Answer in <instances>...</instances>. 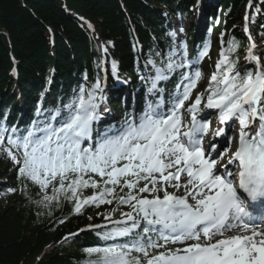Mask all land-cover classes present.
Returning a JSON list of instances; mask_svg holds the SVG:
<instances>
[{"label": "trees", "instance_id": "obj_1", "mask_svg": "<svg viewBox=\"0 0 264 264\" xmlns=\"http://www.w3.org/2000/svg\"><path fill=\"white\" fill-rule=\"evenodd\" d=\"M247 1L0 0V130L5 134L0 145V196L14 189L0 200V264H88L96 256H89L86 249L145 235L143 220L139 232L125 239H102V234L113 227L83 231L111 212L120 217L132 211L119 203L122 191L107 197L113 201L105 203L107 207L84 205L79 213L74 202L62 194L57 201L45 202L44 190L21 177V165H14L8 157L6 150L11 146L7 139L22 138L34 125L44 127L55 113L66 117L65 105L78 101L81 94L85 99L89 93L96 94L103 59L116 61L119 77L135 93L157 69L163 70L167 80L163 91L168 90L166 86L173 87L176 74L172 72L178 68L168 70L167 64L180 63L170 32L175 22L190 23L189 43L196 38L194 56L212 74L217 73L218 79L225 74L244 76L252 70L243 62L247 42L242 17ZM199 20L205 27L196 36ZM249 25L264 64V0H252ZM222 52L231 61V73L227 64L216 67ZM113 88L109 74L107 100L112 115H122ZM12 151L17 152L15 148ZM90 189H83L82 195L100 191L92 189L90 195ZM47 194L52 195L51 186Z\"/></svg>", "mask_w": 264, "mask_h": 264}, {"label": "snow or ice", "instance_id": "obj_2", "mask_svg": "<svg viewBox=\"0 0 264 264\" xmlns=\"http://www.w3.org/2000/svg\"><path fill=\"white\" fill-rule=\"evenodd\" d=\"M221 57L217 69L227 64L231 73L228 56L222 52ZM247 59L257 60L251 48ZM184 66L169 62L167 69ZM162 71L157 69V78ZM200 78V71L188 78L183 96L177 98L170 115H161L149 105L138 121L127 122L112 134L105 133L89 147L82 144L90 139L91 124L97 118L94 92L87 99L81 94L78 101L65 105L68 114L59 126L34 125L22 138L8 137V157L21 165V177L44 190L45 202L57 201L62 194L74 202V210L79 213L84 205L111 204L112 199L107 197L115 196L117 186L121 191L129 190L119 197V203L129 205L132 211L122 213L123 220L112 221L114 227L104 232L102 239L130 236L139 228L140 220L145 223V235L157 233L156 240L138 234L130 242L88 248L89 256H96L88 264H264V231H258L255 225L257 217L264 219V70L244 76L225 74L221 79L214 73L209 83L206 107L220 110L221 123L233 117L239 119V147L229 161H239L238 186L213 172L216 161L205 156L202 141L196 138L206 131L195 115L201 96L188 109L191 126L181 132L179 109ZM250 118L260 121L259 130L251 135L244 131ZM222 134L223 130L217 132ZM3 142L0 131V145ZM182 173L188 177L184 184L179 183ZM173 180L177 183H171ZM50 186L52 195L47 194ZM168 187L177 191L184 188L185 194L170 193ZM87 188L100 191L84 197L82 190ZM144 193L151 198L141 195ZM189 197L194 203H189ZM245 199L252 202V211L245 206ZM234 229L242 234L225 235ZM169 244L184 246L171 249ZM160 248L165 250L149 251Z\"/></svg>", "mask_w": 264, "mask_h": 264}, {"label": "rangeland", "instance_id": "obj_3", "mask_svg": "<svg viewBox=\"0 0 264 264\" xmlns=\"http://www.w3.org/2000/svg\"><path fill=\"white\" fill-rule=\"evenodd\" d=\"M180 27L179 28H184V30L185 31H180V32H178V31H176V32H173V34H174V36H175V39H176V41L178 42V43H180V44H184V41L186 40V36H187V27H188V24H180L179 25ZM181 30H183V29H181ZM217 51V50H216ZM177 53V52H176ZM217 53H219L218 51H217ZM183 56H185L186 55V57L189 59V60H191L192 58H191V56H189V55H187V54H185V52H183V54H182ZM193 69L195 70V66L193 67ZM206 78H205V86L207 87V85L209 84V82H210V80H211V75L210 74H208V72H206ZM205 87V89H207ZM178 90V89H177ZM179 91V90H178ZM203 89H201V91H199V92H195L194 94H191V96H189L190 97V100H192V102L193 103H191L189 106H186V104H184L183 105V108L179 111V115H182L183 116V118H184V121H185V130L187 131V129H188V127H190L191 126V122H192V116H191V113H189L188 112V109L192 106V104H194L195 103V100H196V97L197 96H203ZM161 96V95H160ZM157 97H159L157 94L156 95H152L151 93H148V95H146L145 96V101H144V103H145V108L147 109L148 108V106L149 105H151L152 107H153V105H154V103H153V99L154 98H157ZM172 105V104H171ZM173 105H175V104H173ZM161 106L162 105H160L159 106V108H161ZM145 109V110H146ZM207 110H208V108L206 107V106H204V105H202L201 106V109H198L196 112H198L199 114L196 116V119H197V122H200V123H202V125H205L206 126V130H207V125L205 124V123H203V118L204 117H202V115L204 116V114L207 112ZM122 111H125L124 109H123V106H122ZM216 119V118H215ZM129 121H133V118H131ZM209 121V115H207L206 116V118H205V122H208ZM214 124V126L212 127V128H210L208 131H209V135L206 137V139H204V143H205V145H208L209 144V140H211L212 138H215V137H217V138H219L220 136H222V135H217V132L219 131V130H221V129H219V130H217V128L221 125V121L220 122H214L213 123ZM212 124V125H213ZM216 129V133H214V130ZM204 133V132H203ZM203 133H199V135L201 134V136L200 137H202V134ZM205 147V146H204ZM231 147V146H230ZM15 153H17V152H15ZM229 153H230V151H229ZM228 152H227V154H226V156L227 157H225L226 159H230V154H229ZM18 154V153H17ZM226 159H224L223 161L224 162H226ZM13 164H16L14 161H13ZM91 176H92V178L93 179H96V180H100V178H98L97 177V175H95V174H90ZM157 176L159 175V174H156ZM183 180V179H182ZM184 182V181H183ZM183 182H182V184H183ZM171 183H177V181H171ZM179 183L181 184V180L179 181ZM143 185H144V181H141V183H140V187H143ZM184 188H181L179 191H177L175 188H172V187H168L167 188V190L170 192V193H174V194H176L177 193V195L178 196H183L184 194H185V190H183ZM118 192H119V194H120V192H121V190H120V186L116 189ZM127 190H123L122 191V194L123 195H126L127 194V192H126ZM11 191H4L3 193H1V196H0V200L1 201H4L8 196H10L11 195ZM92 193H90V195H91ZM120 195V196H123V195ZM141 195H145V196H148V198H151V195L150 194H148V193H144V194H141ZM159 195L162 197L163 196V192H160L159 193ZM192 202H193V200H192ZM194 203V202H193ZM104 206H105V204H103ZM105 207H107V205L105 206ZM127 207L128 208H130V206L129 205H127ZM111 211V210H110ZM156 234V233H155ZM156 239H158V236L156 237ZM161 242V241H160ZM161 243H163V242H161ZM177 247H183V245H179V244H169L168 245V248H171V249H175V248H177ZM165 249H163V248H160V249H156V250H149L150 252H152V251H156V252H158V251H164Z\"/></svg>", "mask_w": 264, "mask_h": 264}, {"label": "bare ground", "instance_id": "obj_4", "mask_svg": "<svg viewBox=\"0 0 264 264\" xmlns=\"http://www.w3.org/2000/svg\"><path fill=\"white\" fill-rule=\"evenodd\" d=\"M100 108V107H98ZM130 110L132 111H135V108L134 107H131ZM137 113V111H135ZM134 112V115H136V113ZM130 115H132V113L130 112ZM226 124L223 125V130L225 131V137L221 138V139H217V138H214L213 140H216V142H214L215 145L212 146V144H210V149L211 151L213 152V157H212V160H214L216 157L220 156L222 154L223 151H225L228 146L231 144V139L233 138L232 134H233V131L235 129V124L232 120L229 121V124L228 122H225ZM228 166V165H227ZM231 166V164H229V167ZM187 180L184 179V182L183 184L186 182ZM192 201V198L190 197L189 198V202ZM228 233H233V234H241L239 229H234L233 231H230ZM74 235V234H73Z\"/></svg>", "mask_w": 264, "mask_h": 264}]
</instances>
